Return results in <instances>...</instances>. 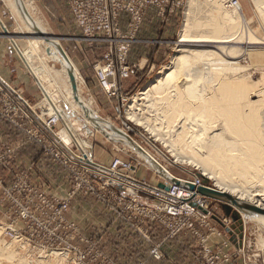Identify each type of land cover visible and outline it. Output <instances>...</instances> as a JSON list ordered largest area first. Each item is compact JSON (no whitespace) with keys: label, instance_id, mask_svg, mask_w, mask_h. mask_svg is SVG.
<instances>
[{"label":"rangeland","instance_id":"rangeland-1","mask_svg":"<svg viewBox=\"0 0 264 264\" xmlns=\"http://www.w3.org/2000/svg\"><path fill=\"white\" fill-rule=\"evenodd\" d=\"M188 1L170 0L163 13L156 5L139 9L142 19L135 29L133 18L124 6L136 4L137 0H97L98 6L94 14H98L95 17L110 22V32H114L115 38H132L125 56L131 71L126 78L119 80L120 93L125 97L126 102L119 104L116 97H109L102 90L95 76L96 67L106 63L105 57L109 50L111 51V46L106 40V32L96 30L93 35H86L71 13L70 0L50 2L25 0L34 11L33 17L47 30L48 35L59 39L60 46L77 70L80 96L85 102L90 103L92 111L146 149L154 157V163L165 168V172L173 178L178 180L198 178L202 186L214 188L216 186L214 180H207L200 171L171 163L173 158L161 139L153 137L144 127L125 120L133 97L142 92L175 55ZM227 1L223 0L222 9L232 12L234 8L227 7ZM236 3L240 4L246 22L240 23L234 30L236 35L232 38H235V41H232L235 42L232 43L233 48L242 49L243 46H248L247 43L255 41L261 44L252 45L253 47L250 45L253 49L248 53L255 52L248 54L249 62H252L250 66L244 64L247 55L244 48L237 55L236 62L242 65L239 66L243 69L247 68V72L244 69L245 72L241 70L238 74L241 75L242 72L248 74L252 83L257 85V89L264 90V60L263 62L257 60V52L261 49L264 51L263 12L257 9L258 6L253 0H237ZM201 7L198 8V12ZM149 15L155 18L160 27L166 26L163 29L162 39H158L161 34L157 35V39H152L148 34L145 38L140 34L142 24ZM197 17L200 20L204 18L200 12ZM15 23L5 1L0 0V238L13 243L12 249L18 258L37 259L43 253L49 255L56 252L62 257L63 254L65 256L63 262L58 261L59 263L56 264H106V262L111 264H264V219L244 221L241 213H238L239 223L233 222L225 215L217 201L208 198L206 209L210 213V218L205 221L191 218L193 227L190 230L184 228L173 234L169 219L155 211L157 203L147 193L141 192L136 198L125 191L119 192L110 188L107 189L108 193L107 191L92 193V186L87 188L83 182L81 172L84 170L70 165L58 155L56 138L41 127L38 118L47 121L53 111H61L67 126L78 142L72 140L70 146H67L75 155L88 151L94 162L98 164L116 157L128 160L135 165L133 170L135 180L147 186L165 185L167 183L165 181L168 180L161 179L156 170L133 150L105 137L103 133L89 125L85 117L70 107L64 94L53 86L52 82L51 87L48 82L45 83L47 80L39 81L32 75L21 56L27 49L25 38L11 39L13 37L11 35L17 36L18 33ZM132 49H134V60L130 55ZM90 51L93 52L91 55ZM144 54L147 62L142 70L139 61ZM46 63L50 68L59 70L58 64H53L49 60ZM195 67V64L191 65L192 69ZM202 69L207 73L216 71L206 64ZM131 75H137V79L129 85L128 91H125L122 82ZM92 80H95L97 89H89V91L87 89L90 88L89 83ZM39 83L50 86H47L50 104H43L45 96ZM139 99L140 101H136L138 105L134 114L156 122L153 118L157 117V113L152 106L149 107L150 101L144 97ZM66 128L64 123H57L54 130L58 133ZM30 145L37 148L35 150L38 155L37 159L29 156L30 159L45 161L47 165L43 169L36 168L35 163L23 164L24 157L21 156V152ZM127 151L129 153H126ZM41 172L45 174L44 178L40 177ZM85 177L93 187L102 185V182L95 177L88 175ZM52 178H58L56 185L46 183L53 181ZM25 186L42 192L53 205V210L50 205L46 210L45 204L29 202V212L34 216L37 226L31 227L30 222L26 223L21 219L26 223L27 229L22 222L16 221L20 208L8 199V195L13 194L18 200L26 203ZM256 187L249 185L251 193L258 189ZM219 208L225 217L220 218L215 214L216 209ZM59 216H62V225L68 226V229H63L59 233L62 238L60 240H58ZM11 224L19 231L17 235L24 237V240L21 238H19L21 241L15 240L4 232V227ZM229 231L232 233L229 234ZM18 244L24 246V251L18 249ZM155 251L157 254L154 253Z\"/></svg>","mask_w":264,"mask_h":264},{"label":"bare ground","instance_id":"bare-ground-1","mask_svg":"<svg viewBox=\"0 0 264 264\" xmlns=\"http://www.w3.org/2000/svg\"><path fill=\"white\" fill-rule=\"evenodd\" d=\"M4 1L18 27L17 36L11 35V39L25 38L27 49L21 56L32 75L39 81L47 80L45 83L48 82L50 86L54 84L64 94L70 107L85 117L89 125L105 137L133 150L156 170L160 178L188 187L183 180L173 178L165 172V168L154 163V157L146 149L91 110L90 103L80 96L77 70L67 55L64 58L60 54L59 39L48 35L47 30L33 17L34 11L30 5L25 0ZM236 2L237 0L227 1L226 6L234 8L232 12H227L222 9L223 0L188 1L175 55L157 77L133 97L125 120L144 127L153 137L161 139L173 158L171 163L192 167L195 171H200L207 180H214L216 186L206 188L236 200L239 205H234V208L245 221L264 219V215L252 213L246 208L251 206L264 211V90L257 89L249 75L244 73L247 68L243 69L236 62L237 55L244 48L245 55L247 54L244 64L250 66L252 62H249L248 54L255 52L248 51L253 49L252 45H261L256 41L252 42L250 38L252 43H247L248 46L233 48L232 41L235 38H232L236 35L234 30L240 23L246 22L242 8ZM253 2L263 12L264 18V0ZM200 6L199 12L204 16L203 20L197 17ZM257 55L258 62H263L264 51L261 49ZM48 60L58 64L59 70L47 66ZM192 64L196 65L195 69L191 68ZM204 64L216 71L204 72ZM241 70L244 72L240 75L238 73ZM68 71L76 81L75 93ZM39 85L45 96L46 103L43 104H50L48 85ZM140 97L150 101L149 107L152 106L157 113V117L153 118L156 122L134 114L138 105L136 101H140ZM54 115L60 117L67 127L55 134L57 143L67 148L76 139L65 122L64 114L55 110L51 116L55 117ZM67 150L72 153L70 149ZM87 153L81 160L91 165L92 158L88 151ZM250 184L258 188L253 193L249 189ZM203 187L205 186L200 188ZM12 244L0 238V264H56L63 262L65 257L64 254L62 257L60 253L52 252L49 255L39 254L37 259L28 257L27 260H22L14 253ZM18 249L22 252L24 246L18 244Z\"/></svg>","mask_w":264,"mask_h":264},{"label":"built area","instance_id":"built-area-1","mask_svg":"<svg viewBox=\"0 0 264 264\" xmlns=\"http://www.w3.org/2000/svg\"><path fill=\"white\" fill-rule=\"evenodd\" d=\"M169 2L170 0H137L136 4H126L124 9L132 16L136 29L142 19L139 9H142L148 5H156L161 9L160 12L163 13L164 10L167 9L166 7L168 6ZM70 6L72 10L71 13L74 16L77 25L83 29L86 35H93L96 30L103 33L106 32V40L111 46V51L109 50L105 57L106 63L96 67L95 76L102 90L108 94L109 97H116L119 104L126 102L124 99L125 97L121 96L120 93L119 80L126 78L131 71V67L127 64L125 56L132 38H115L114 32H110V22L108 20H103V18L97 19L95 17L98 14H94V10L98 6L97 0H70ZM23 103L26 105L24 101ZM38 121L41 127L49 135H53L54 137L55 134H57V132L54 130V127L57 123H63L60 117H52L51 115L47 121H42L40 118H38ZM67 149L70 148L63 147L58 142V155H61L63 159L70 165L79 168L81 167L84 170V172H81L82 178L84 180L83 182L87 188L92 186V191L90 190L92 193L98 191H107L108 193V188L115 189L119 192L125 191L134 198H136L141 192L147 193L150 198L154 199L157 203L155 211L169 219L168 221L172 224L171 225L169 223L171 226V232L173 234L178 233L184 228L190 230L193 227L191 218H197L202 221L210 218V213L206 209L208 198L197 193V189L202 186V182L198 178H194L192 180H183L185 184L192 185L194 190H190L187 186L172 183L171 181H165L167 183L165 185H161V187L160 184L155 186H147L135 180L133 176L135 165H133V163L128 160L125 161L116 157L113 158L108 165L98 164L94 162V160H91L90 165L84 160H81L85 158L84 156L85 153L88 154L87 152H80V155H75L71 149L70 151L72 153H70ZM126 153L129 152L127 151ZM65 161H63V163H65ZM85 175L95 177L102 182V185L100 187L97 185L93 187V185L86 180L87 177H85ZM25 187L27 188L26 203L18 200V198L13 194L8 195V199H11L13 204L20 208V214L17 216L16 221H20L24 225L30 222L29 226L36 227L37 223L34 219V216L29 212L28 203L35 202L38 204H45L46 210L47 206L49 205L53 210V205L42 192L27 186ZM21 219L26 221V223H24ZM62 222V216H59L58 240L62 239L59 233L62 232L63 229H68V226H63ZM17 231L18 230L12 224L5 226V232H7L10 237L13 239L21 238V240H24V237L17 235ZM41 246L43 245L41 244ZM69 248H71V246ZM154 253L157 254V251ZM106 264L111 263L106 262Z\"/></svg>","mask_w":264,"mask_h":264},{"label":"crops","instance_id":"crops-1","mask_svg":"<svg viewBox=\"0 0 264 264\" xmlns=\"http://www.w3.org/2000/svg\"><path fill=\"white\" fill-rule=\"evenodd\" d=\"M44 1V0H43ZM50 1H58V0H45V2H50ZM164 27H166V26H161L160 27V25L158 24V22L155 20V18H153L152 17V15H149L147 18H145V20H144V23L142 24V27H141V31H140V34H142V36H144L145 38L147 37V34L148 35H150L149 37H151L152 39H154V38H158L157 37V35L158 34H161V37L160 38H158V39H162V35L164 34ZM161 33H160V32ZM167 30H165V32H166ZM93 52L92 51H90V55L92 54ZM88 56H89V54H87ZM130 55L132 56L131 58L133 59V56H135L134 55V49H132L131 50V53H130ZM144 56H146L145 54L144 55H142L141 57H143V58H141L140 60L142 61H139V63H141L142 64V66H141V68L140 69H144V67H145V64H146V62H147V60L145 59L146 57H144ZM69 58V57H68ZM145 59V60H144ZM70 60V59H69ZM134 60V59H133ZM71 61V60H70ZM72 62V61H71ZM83 63V62H82ZM73 64V63H72ZM74 66V65H73ZM76 69V68H75ZM137 77V75H134V76H130L128 79H126V80H124L123 82H122V87H123V90H125V91H128L127 89H128V87H129V85H131V83H134L135 81H136V78ZM135 80V81H134ZM89 86H90V88H88L87 90H89V89H94V88H96L97 89V84H96V82H95V80H92L90 83H89ZM90 91V90H89ZM105 98V97H104ZM105 101H108L107 99H105ZM108 103L109 104H112L111 102H109L108 101ZM114 105H116V102H114ZM117 106V105H116ZM37 148H35V146H32V145H30V146H26L25 148H24V150L21 152V156H23L24 157V160L22 161L23 162V164H30V163H35L36 164V168H44L47 164H46V162L45 161H41V160H35V159H37L38 158V155H37ZM27 155V156H26ZM29 156H31L32 158L34 157L35 159H30L31 157H29ZM93 160V159H92ZM35 161V162H34ZM111 161V159L109 160V161H99L100 163H103V164H107V163H109ZM40 177L41 178H44L45 177V174L43 173V172H41V174H40ZM52 180L53 181H50V182H48V181H46V183H51L52 185H56L57 184V182H58V178H52ZM44 181V182H45ZM39 183H40V181H39ZM50 184V185H51ZM217 207V206H216ZM218 208V207H217ZM218 212V213H217ZM215 214L218 216V217H220V218H223V217H225V215H224V213L222 212V210L219 208V209H216V212H215ZM173 264V263H172Z\"/></svg>","mask_w":264,"mask_h":264},{"label":"water","instance_id":"water-1","mask_svg":"<svg viewBox=\"0 0 264 264\" xmlns=\"http://www.w3.org/2000/svg\"><path fill=\"white\" fill-rule=\"evenodd\" d=\"M42 36V35H40ZM58 49L60 51V54L66 58V54L63 51V49L61 48V46H58ZM68 76L70 79V83L72 85V90L75 93L76 92V81L72 75V73L70 71H68ZM161 187V186H160ZM188 188L190 190H194V187H192L191 185H188ZM198 194L205 196L207 198H210L214 201H217L221 206L222 210L224 211L225 215L230 218L233 222H238L239 223V211L234 208L235 206H238L239 203L234 200L233 198L223 195V194H219L216 191H211L208 190V188L203 187V188H199L197 189ZM246 208H248V210L252 213L255 214H260V215H264V211L259 210L258 208H254L251 206H247ZM232 229H234V226L232 227ZM232 231H229V234H231Z\"/></svg>","mask_w":264,"mask_h":264}]
</instances>
